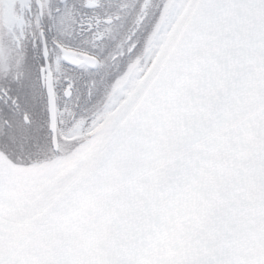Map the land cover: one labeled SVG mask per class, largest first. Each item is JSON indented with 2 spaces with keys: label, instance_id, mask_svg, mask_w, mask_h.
I'll return each mask as SVG.
<instances>
[{
  "label": "snow or ice",
  "instance_id": "6c2138e0",
  "mask_svg": "<svg viewBox=\"0 0 264 264\" xmlns=\"http://www.w3.org/2000/svg\"><path fill=\"white\" fill-rule=\"evenodd\" d=\"M0 264H264V0H0Z\"/></svg>",
  "mask_w": 264,
  "mask_h": 264
}]
</instances>
